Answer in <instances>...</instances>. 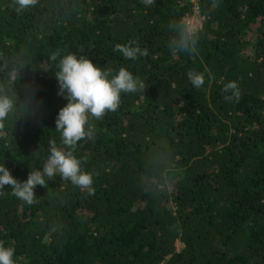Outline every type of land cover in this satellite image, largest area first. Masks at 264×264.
Returning a JSON list of instances; mask_svg holds the SVG:
<instances>
[{"label": "trees", "instance_id": "obj_1", "mask_svg": "<svg viewBox=\"0 0 264 264\" xmlns=\"http://www.w3.org/2000/svg\"><path fill=\"white\" fill-rule=\"evenodd\" d=\"M195 7L198 51L174 54L168 22ZM129 40L147 55L113 51ZM56 50L123 66L146 87L78 142L94 194L57 175L29 206L5 187L0 240L16 264H264V0H39L19 14L0 0V79L19 69L12 91L32 95L0 134V165L20 181L43 168L50 141L63 147ZM192 70L205 74L200 89ZM229 81L238 102L224 99Z\"/></svg>", "mask_w": 264, "mask_h": 264}, {"label": "clouds", "instance_id": "obj_2", "mask_svg": "<svg viewBox=\"0 0 264 264\" xmlns=\"http://www.w3.org/2000/svg\"><path fill=\"white\" fill-rule=\"evenodd\" d=\"M156 0H142L146 6L154 5ZM215 2V0H214ZM39 0H13L14 10L19 14L35 7ZM218 6V5H217ZM171 33L168 48L174 54L193 55L198 51L203 23L192 15L174 17L168 22ZM114 52L122 54L124 59L136 60L147 55L146 49L139 47L138 40H129L127 44L115 45ZM50 59L57 61L54 76L58 81V95L63 96L67 103L59 109L55 120V130L60 133L63 147L55 140L49 142V155L41 170H31L25 181L14 177L11 171L0 165V195H4L6 186L11 188V195L31 206L39 202L35 194L37 186L46 187L47 181L59 175L62 180L70 181L81 191L94 194V173L86 171L83 163L86 158H77L74 151L78 142L92 140L95 136L93 120H100L109 112H116L122 103V94L144 92L146 83L133 75L125 67L114 72L111 67H101L86 56H77L72 52L61 56V50L52 52ZM188 80L194 88L200 89L205 84V74L195 70L187 73ZM19 69L7 70V77L0 79V134L10 119L18 120L30 112L29 104L32 95L21 100L18 92L12 89L20 81ZM211 80L212 77L209 76ZM222 94L225 101L238 102L240 99L239 85L229 81L223 85ZM47 178V179H46ZM15 248L5 246L0 240V264H16Z\"/></svg>", "mask_w": 264, "mask_h": 264}, {"label": "rangeland", "instance_id": "obj_3", "mask_svg": "<svg viewBox=\"0 0 264 264\" xmlns=\"http://www.w3.org/2000/svg\"><path fill=\"white\" fill-rule=\"evenodd\" d=\"M196 9H194V11H193V13H196V11H195ZM191 14V15H194V14ZM195 16V15H194ZM168 186H169V188H170V183L168 182ZM176 245H177V248H180L181 247V245H182V243L181 242H179L178 240H177V242H176Z\"/></svg>", "mask_w": 264, "mask_h": 264}, {"label": "built area", "instance_id": "obj_4", "mask_svg": "<svg viewBox=\"0 0 264 264\" xmlns=\"http://www.w3.org/2000/svg\"><path fill=\"white\" fill-rule=\"evenodd\" d=\"M195 9H196V7H195ZM194 15H192L193 17H196V18H199L200 20H202V17L201 16H199L198 15V12H196V13H193ZM202 22V21H201Z\"/></svg>", "mask_w": 264, "mask_h": 264}]
</instances>
